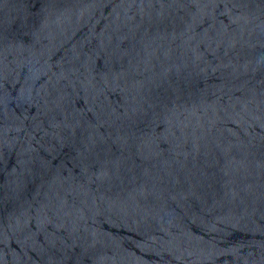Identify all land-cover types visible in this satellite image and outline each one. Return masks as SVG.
<instances>
[{"label": "water", "instance_id": "obj_1", "mask_svg": "<svg viewBox=\"0 0 264 264\" xmlns=\"http://www.w3.org/2000/svg\"><path fill=\"white\" fill-rule=\"evenodd\" d=\"M0 264H264V0H0Z\"/></svg>", "mask_w": 264, "mask_h": 264}]
</instances>
